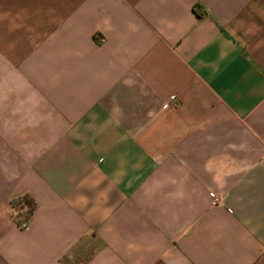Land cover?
Instances as JSON below:
<instances>
[{"label":"crops","instance_id":"0c3cea01","mask_svg":"<svg viewBox=\"0 0 264 264\" xmlns=\"http://www.w3.org/2000/svg\"><path fill=\"white\" fill-rule=\"evenodd\" d=\"M0 264H264V0H0Z\"/></svg>","mask_w":264,"mask_h":264},{"label":"trees","instance_id":"16d2710c","mask_svg":"<svg viewBox=\"0 0 264 264\" xmlns=\"http://www.w3.org/2000/svg\"><path fill=\"white\" fill-rule=\"evenodd\" d=\"M35 204V201L29 196H22L11 200L12 216L18 225L30 219L35 209Z\"/></svg>","mask_w":264,"mask_h":264},{"label":"built area","instance_id":"2783aa9c","mask_svg":"<svg viewBox=\"0 0 264 264\" xmlns=\"http://www.w3.org/2000/svg\"><path fill=\"white\" fill-rule=\"evenodd\" d=\"M21 228L25 229L26 228V223H22Z\"/></svg>","mask_w":264,"mask_h":264}]
</instances>
